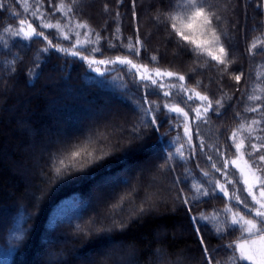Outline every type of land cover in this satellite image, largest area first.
<instances>
[{
    "label": "snow or ice",
    "instance_id": "snow-or-ice-1",
    "mask_svg": "<svg viewBox=\"0 0 264 264\" xmlns=\"http://www.w3.org/2000/svg\"><path fill=\"white\" fill-rule=\"evenodd\" d=\"M9 2L0 0V9L7 11ZM11 3L20 4L25 18L19 19L18 26L7 24L0 28L3 33L0 45L5 50L0 51V96L15 91L20 80L19 66L24 63L19 53H12L4 36L29 42L22 45L28 50H31V43L42 39L43 46L33 58L29 74H25V87H35V82L42 75L41 54L50 50L79 58L99 75L111 72L119 65L120 74L116 78L124 81L126 88L131 85L132 95L128 99L137 115L131 121L119 114L106 117L103 131H91L82 140H58L59 147L47 153L44 167L36 173V189L41 192V197H35V192L33 196L42 198V184L51 188L60 181L87 178L98 169L118 167L121 169L119 173L113 175L109 172L100 182L95 196L97 207L85 205L84 211L93 208L89 219L75 224L69 221L75 237H98V242L107 240L111 243L115 236L124 235L132 222L163 215L160 209L166 212L171 204L173 211L177 207L184 211L188 222L184 230L190 232L200 251L198 264H213L214 261L215 264H237L238 261L264 264V71L256 73L251 91L246 84L241 87L246 77L243 65H239L237 72H232L237 65L232 49L239 24L231 23L229 15L237 11L239 3L235 0H168L167 7H164V0H160L162 7L157 8L151 17L157 26L164 25L166 38L175 43L173 58L193 54L190 72L195 73L208 66V61L199 63L204 55L215 62L211 67L217 73V98H210L206 90H198L207 88L200 80L189 85L187 80L190 77L186 73L150 67L149 64H159L162 58L159 49L148 57V63L137 62L148 52L147 37L142 38L141 35L139 0H128L134 31L127 37L121 30L122 17L127 15V12L120 11L125 0H115L114 15L108 3L103 6V11L116 24L109 36L101 35L86 20L79 19V0H32L31 3L29 0H11ZM247 7L245 4V11ZM255 7L264 10V0H257ZM57 14L60 18L53 22L52 17ZM12 15L15 17L18 13L13 11ZM36 20L40 21L38 27L41 30L33 26ZM107 23L104 31H107ZM259 26L264 27V20ZM257 27L254 24L252 30L256 31ZM44 29H54L58 38L68 41L71 47L53 43ZM193 30L199 32V38H193L190 34ZM104 43L107 49L120 48L126 54L97 59L94 54L103 56ZM261 47H264V31L248 45L247 54L251 56ZM81 50L88 55H83ZM43 63H47V59H43ZM225 77L235 82L231 91L225 87ZM152 96L157 99H150ZM177 97L179 102H176ZM197 101L199 103L193 108L191 105ZM233 101L236 105L243 103L242 111L234 112L233 118L239 123L225 142L206 143L202 128L208 125L222 134L224 124H213L212 115L215 114L219 120L229 108L234 107ZM181 103L188 107L187 111L180 106ZM244 113L253 116L248 119ZM165 121L169 129L162 133L160 129ZM170 130H175L176 134L171 136L169 146L163 149L162 163L153 159L130 163L136 161L139 154L147 157L155 151V146L163 143ZM153 135H156L155 144L149 142ZM205 157L206 167L202 168L199 160ZM190 160H197L199 176L187 167ZM177 161L186 165L179 175L176 174ZM162 175L167 176V183L158 182L157 178ZM241 184L242 189L238 187ZM118 185H124L119 193L115 191ZM241 191L247 195H240ZM218 199L224 200L222 208L213 206L211 211L201 208V205H209ZM81 219L82 214L77 217V220ZM237 229L247 236L216 248L210 247V236L223 240L229 232ZM220 248L231 249L232 256L227 260H217L216 253ZM89 259L90 264H133L135 256L131 251L126 252L121 243L102 247ZM155 259L164 264H185L197 257L187 256L186 251L165 253L161 250ZM61 264H69V261L65 259Z\"/></svg>",
    "mask_w": 264,
    "mask_h": 264
},
{
    "label": "trees",
    "instance_id": "trees-1",
    "mask_svg": "<svg viewBox=\"0 0 264 264\" xmlns=\"http://www.w3.org/2000/svg\"><path fill=\"white\" fill-rule=\"evenodd\" d=\"M31 2L32 0H29V3ZM235 2L239 3V8L229 15L231 23L239 24V31L236 33L232 49L237 65L233 67L232 72H237L239 65L242 64L246 77L241 87L246 84L251 91L256 82V73L264 71V47L258 48L251 56L247 54V48L254 38L264 31V27L259 26L260 21L264 20V10L255 7L257 0H235ZM105 3L113 9L114 15L115 0H79L78 6L81 9L79 19L86 20L101 35L109 36L116 24L103 11ZM167 4L168 0H164L163 6L167 7ZM245 4L248 5L246 11ZM160 7H162L160 0H139L137 8L140 15L141 35L142 38L147 37L145 43L148 52L144 53L137 62L148 63V57L159 49L162 58L159 64H149L150 67L186 73L190 77L187 80L189 85H195L196 81L200 80L207 88L201 87L198 90L202 92L206 90L210 98H217L219 95L215 81L217 73L211 67L215 62L204 55L199 63L208 61V66L192 73L189 69L193 66V54H181L173 58L172 50L176 47L175 43L166 38L164 25L157 26L151 19L156 9ZM13 11L18 15L13 17ZM120 11L127 12V15L122 17L121 24L124 36L133 35L128 0H125V6L120 8ZM23 18H25L23 8L18 3H11L10 0L7 11L0 9V28L7 24L18 26L19 19ZM58 18H60L59 14L52 17L53 22ZM29 19L32 22L31 18ZM106 21L108 22L107 31H104ZM39 23L40 21L36 20L33 26L41 30L38 27ZM254 24L258 26L256 31L252 30ZM43 31L49 35L53 43L71 47L68 41L58 38L54 29ZM190 34L193 38H199L200 35L196 30ZM0 35L3 33L0 32ZM4 39L7 40L12 53H19L23 57L24 63L19 66L20 80L15 91L7 96H0V264H61L65 259L69 261V264H90L89 258L94 255V252L102 247L107 248L112 244L121 243L126 252L134 253L133 264H164L163 261L155 259L161 250L165 253L186 251L187 256H195L197 259L186 261L185 264H198L200 251L190 232L184 230L188 226L184 211L178 207L173 211L171 204L166 212L163 208L160 209L163 215L132 222L126 233L115 236L111 243L107 240L98 242V237L77 238L73 235L69 221L75 224L84 223L89 219L93 214V208L97 207L95 196L100 182L109 172L113 175L119 173L121 169L118 167L98 169L87 178L60 181L53 184L51 188L48 184H42L40 187L44 190V194L41 199L35 198L41 197V192L36 189L38 183L36 173L44 167L47 153L59 147L58 144H53L49 140L58 141L61 138L82 140L86 136L85 130L103 131V125L107 122L105 118L115 117L116 114L127 117L130 121L136 119L137 115L132 111V105L128 99L129 95H132V89L131 85L126 88L124 81L116 78L120 74L121 66L117 65L111 72L99 75L79 58L65 56L55 50L41 54L42 75L35 82V87H25V74H29L28 69L32 67V60L44 42L42 39L33 42L31 50H28L22 45L29 42L6 35ZM87 47L90 48L91 45ZM103 48V56L94 54L97 59L126 54L120 48L107 49L106 43L103 44ZM0 51H5L2 45H0ZM81 51L83 55H88V52ZM43 59H47V63H43ZM133 59L136 58L133 57ZM224 83L229 91L235 87V82L227 77ZM150 99H157V97L152 96ZM179 101L180 98L177 97L176 102ZM196 103L191 106L194 108ZM232 103L234 107L229 108L225 116L219 120L215 114L212 115L213 124H224L222 134L216 133L215 128L208 125L202 128L201 134L205 137L206 143L225 142L232 129L239 123L233 117L235 111H242L243 103L239 105H236L235 101ZM180 106L188 110L184 104L181 103ZM190 114L194 115V113ZM244 115L248 119L253 116L251 113H244ZM24 123L27 125H22ZM26 129L34 131V136L26 133ZM168 129L169 125L165 121L160 131L163 133ZM180 131L182 133L183 130ZM175 134V130H170L169 135L163 138V143L155 146V151L149 153L147 157L139 154L137 160L130 163L134 164L144 159H153L156 163H162L163 149L169 146L170 138ZM156 135L152 136L150 143L155 144ZM193 140L196 143L195 136ZM41 151L45 152L40 154ZM205 160L206 157L199 160L202 168L206 167ZM196 164L197 160H190L187 167L194 175L199 176ZM17 165L25 166L27 171L20 172ZM185 167L183 162L177 161L176 174L183 173ZM236 175L239 178V174ZM157 179L158 182H168L167 176L162 175ZM238 187L242 189L243 185ZM123 189L124 185H118L115 191L119 193ZM240 195L247 194L241 191ZM87 204H92L93 208L84 211ZM223 204L224 200L218 199L209 205H201V208L211 211L213 206L222 208ZM60 209H63L64 213L62 216H57L56 211ZM81 214L82 219L77 220ZM26 218L27 223H25ZM246 236V233L242 235L241 230L237 229L229 232L223 240L212 235L209 237V243L211 248H216L218 245H226ZM232 254L231 249L220 248L216 253V259L227 260ZM238 255L236 253V256ZM237 264H249V262L238 261Z\"/></svg>",
    "mask_w": 264,
    "mask_h": 264
},
{
    "label": "rangeland",
    "instance_id": "rangeland-1",
    "mask_svg": "<svg viewBox=\"0 0 264 264\" xmlns=\"http://www.w3.org/2000/svg\"><path fill=\"white\" fill-rule=\"evenodd\" d=\"M194 31H195V30H194ZM101 67H103V66H101ZM198 103H199V102L197 101L196 104H198ZM196 104H195V107H196ZM22 125L25 126V125H27V123H24V124H22ZM93 131H95V130H93ZM101 131H102V130H101ZM85 132H86V136H87L91 131H90V130H89V131H88V130H85ZM26 133H28V134L31 135V136H34V134H35L34 131H32V130H27V129H26ZM62 137H63V136H62ZM61 139H64V138H61ZM49 142H51V143L53 142V144H54V143L57 144V143H56L57 141L49 140ZM44 152H45V151H41L40 154H43ZM11 162H12V161H11ZM12 163L14 164L15 162H12ZM15 165H16V164H15ZM18 166H19V167H18ZM17 167H18V168H17ZM17 167H16V168L19 169L20 172H21V171H22V172L27 171L26 168H25V166L17 165ZM17 171H18V170H17ZM97 185H98V184H97ZM56 212H57V214H56L57 216H59V215L62 216V214L64 213L63 209H62V210H61V209H60V210H57ZM96 252H98V251H96ZM96 252H94V254H95Z\"/></svg>",
    "mask_w": 264,
    "mask_h": 264
}]
</instances>
